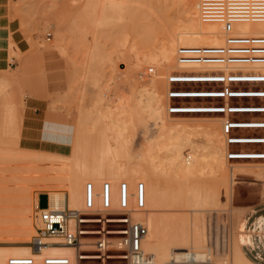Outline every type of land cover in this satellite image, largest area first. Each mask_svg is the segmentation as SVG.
<instances>
[{
    "label": "rangeland",
    "instance_id": "obj_1",
    "mask_svg": "<svg viewBox=\"0 0 264 264\" xmlns=\"http://www.w3.org/2000/svg\"><path fill=\"white\" fill-rule=\"evenodd\" d=\"M124 1L127 10L124 9L116 14H113L114 11H110L107 15L110 18L104 19L102 17L103 0H27V2L10 0L11 19L19 21L20 29L29 42V49L22 52L9 36L11 68L0 69V247L2 248L32 251L30 245L37 234L31 237L22 232L21 223H17L21 216L16 208V202H20V199H22L21 201L25 200L24 198L30 195V191L28 192L29 189L31 190L30 187H35L32 189L34 197L32 207L33 221L37 231L35 222L37 195L39 197L43 193L40 203L42 208L48 205L49 200V195L35 186L38 180H32L29 175L36 174L34 169H38L41 164L42 167L46 166L50 161L46 160L47 163H45L43 160V163L41 160L39 165L37 162H33L29 159V155L33 151L34 156L37 155L40 149L33 145H24L22 140L23 120L29 112L27 100L32 98L26 92L25 80L28 74L41 72L39 66L42 67L45 72H41L42 76L34 77L32 84L36 85V82L42 84V81L45 82L48 77L49 88L47 92H41L40 96L46 97L49 102L48 108L60 113L66 121L61 125L49 122V127H42L43 129L39 130L44 135L43 150L41 149L43 152L49 154L53 152L52 155L58 154L57 156H71L78 140L76 134L79 132L78 138L82 141L84 151L89 154L90 163L94 161L100 163L104 160L107 166H117L119 161L128 168L129 157L140 152L143 146L155 136L157 129L154 122L148 123V131L145 130L144 125L136 123V132L130 140L128 157L116 159L112 148L116 141V133H106V127L111 122L103 121L95 113L94 103L98 90L107 93L105 100L113 98L116 93L117 96L124 94L130 98L138 93L139 85L135 79L144 80V77L141 79L139 75L135 76L137 58L136 51L132 49L133 44H138L137 47H141L142 50L148 49L152 44L153 46L156 44L153 35L163 38L169 32L164 27L158 28V32L155 31L149 35L150 37L146 34L145 28L149 22L146 17L151 19L154 17V11H157L158 15L162 12L161 8H158L157 0H151V2L149 0ZM149 4L152 6L150 7ZM168 5L163 10L165 17L162 13L160 14L161 17H164L161 21L164 26H167L166 24L170 21V11L180 8L178 3ZM149 10L153 11L152 14L149 13ZM119 13L121 14L118 16ZM111 17L113 18L111 19ZM100 19L104 20L102 24L99 23ZM145 35L148 36V42H145L147 39L144 37ZM126 39H128L127 42H125ZM142 40L144 41L142 42ZM142 45L148 46L142 47ZM11 48L15 52L12 53ZM25 68L26 70H24ZM151 68H155L154 73L157 72L156 66L149 64L146 66L147 74H151ZM20 70L25 71L24 75H20L21 79L13 78L12 74L14 75L18 71L20 73ZM145 78L147 77L145 76ZM173 87L179 90H208L219 86L183 83L175 84ZM238 88H264V84H242ZM117 96L114 97V100ZM172 102L179 105L223 103L222 100L215 99H173ZM230 103L264 105V99L234 98ZM95 116L98 117L97 120H95ZM219 116L222 114L179 115L181 118L221 119L223 122L222 117ZM231 118L264 121V114H233ZM95 121L96 123H94ZM88 125H91L92 128L95 127L92 131H96L89 130L91 126ZM233 133L264 135V129H239L234 130ZM87 142L89 145L86 144ZM85 144L87 149L84 147ZM207 147L208 144L202 140L183 138L181 141V148L185 154H188L192 148L202 150ZM230 150H264V144L232 145ZM17 155L20 159L27 158L28 161L18 159ZM93 158L96 160H92ZM229 163V165L242 166L237 170L233 179L229 169L227 175L224 173L226 176H222V173L221 176L219 174V177L218 174L215 175L211 170H207L190 181H180V184L166 176H159L156 182L152 179L153 185L150 182L147 187L150 195L152 194L151 188L153 189L154 186L157 192L155 191L151 197L158 203L168 205L166 212L168 215L173 213L169 211L170 205L179 203L178 205L185 206L184 209L187 210L189 216L199 217L202 234L208 242L207 246L213 247L217 251L215 260L218 264H223L225 259L231 264L235 256L234 253L236 254V246L239 243L242 245V242L245 241L244 237L240 235L245 222L247 232H253L254 236L252 237L257 245L262 243L261 238H263L261 227L264 225V219L260 215H264V209H259L264 207V160H229ZM62 164L66 163L62 162ZM33 167L35 168L33 169ZM20 177L27 178V180H20ZM87 182H91V180H87ZM26 189H28L27 192ZM76 210H84V206ZM244 211L248 212L243 214ZM244 248L253 257L249 252L250 248L247 246ZM92 261L91 264L99 263L97 260ZM109 264H125V262L112 260Z\"/></svg>",
    "mask_w": 264,
    "mask_h": 264
},
{
    "label": "bare ground",
    "instance_id": "obj_2",
    "mask_svg": "<svg viewBox=\"0 0 264 264\" xmlns=\"http://www.w3.org/2000/svg\"><path fill=\"white\" fill-rule=\"evenodd\" d=\"M21 1L27 2V0ZM149 1L151 2V0ZM157 3L159 5L158 8H161L162 10V14L163 10L166 9V6L169 3L170 6L178 3L180 8L178 7L179 9L175 8L176 10L170 11V21L166 24L167 26H164L161 23V21H163L162 18L164 19L165 17L164 14V17H161V13L158 15L157 11H154L155 14L153 13V18L148 19V17H146L147 20H149L145 28L148 36L155 33L158 28L165 27V29L167 28L169 32H167V36L163 38L153 35L155 37L154 41H156V44L154 43V46L152 44L151 48L142 50L140 49L141 47H137L138 44H133L132 49L136 51L137 58L135 76L138 77L137 75H139L141 79L144 77V80L135 79V82L139 85L138 93L131 98L125 96L124 94L117 96L116 93L114 94L117 96L115 100V96L111 98L112 100H105L107 93L105 94L103 90H98L94 103L96 115L99 118H102L103 121L108 120L111 122V124L106 127L107 132L106 129L105 132H109L108 134L116 133V141L112 146L116 159L128 157L127 155L130 153V140L134 137L136 132V123L139 122L144 125L145 130L148 131V123L154 122L157 129L155 136L151 138L150 142L143 146V149L140 150V152L129 157L130 165L128 168L119 161L118 164L116 163L117 166H107L104 160L100 163L98 161L90 163L89 154L84 151L82 141L78 138V130V133L76 132L78 140L75 143L74 151H72L73 154L69 157L60 155L57 156L58 154L52 155L53 152L51 154L43 152L42 148V150H39L38 154L36 153L38 155H35L36 157L34 156V151L31 152L29 159L33 162H37L38 165L41 163V160L42 162L45 160V163L50 161L49 164H45L46 166L43 167L41 166L42 164L40 165L41 167L37 165L39 167L38 169H34L35 167H33V169L36 170V174L29 175V178L32 177V180H38V183L36 182L37 185L35 186L49 195V206L51 209L69 208L76 210L81 206H85L84 186L86 187V184L88 183L87 180H91V182L95 184L99 193L105 180L111 182L113 186V206L117 207L119 193L118 188L121 180L128 182L130 184L131 192H135L138 182L143 181L148 187L150 182L152 184V179L156 182V179L159 178V176H166L170 180L178 181L180 184V181H190L193 177L201 175L207 172V170H211L215 173V175L218 174L219 177V174L221 176L223 173L222 176H224L229 169L231 171V178L233 179L236 172H238L237 170L242 167L229 165V145L223 126L226 119L225 117L219 116L222 117L223 122L219 118V120H212L210 118H181L179 115L199 113L172 114L169 109V80L171 73L191 69L214 70L219 68H223L228 71L232 68L231 66L216 65H182L178 61V49L181 47H221L226 44V39L230 33L224 29L222 24L205 22L202 19L200 12V0H157ZM103 4L102 17L104 19L110 18L107 16L110 11H114L113 14H116L117 12H122L125 8H127L124 0H103ZM43 5L44 4L42 3V6ZM151 6L152 4L150 7ZM150 12L152 14L153 11L149 10V13ZM120 14L121 13H119L118 16ZM113 17H111V19ZM103 21L100 19L99 23L102 24ZM231 34L264 35V22L237 23L233 26ZM147 35L144 36L147 37L146 40L144 39L145 42H148L147 40H149ZM127 40L128 39H126L125 42H127ZM144 40H142V42ZM143 46L144 45H142V47ZM11 52L13 53L15 51L11 48ZM149 64L156 66V73H154L155 68H152L153 72H150L151 74L146 73V66ZM245 69L264 72V66L262 65L246 67ZM18 72H15L14 75L12 74V77L15 79H21L22 74L21 72ZM145 76L147 78H145ZM22 108L23 111H25L24 107ZM97 118L95 116V120H97ZM86 122L88 124V121ZM94 123H96V121ZM220 124L222 125L221 127ZM83 125H85V123ZM242 126L261 127L263 125L246 124ZM93 128L95 129V127ZM93 128L92 126L91 129L87 127V129L91 131ZM183 138L202 140L208 144V147L202 150L192 148L188 154H185L182 150L183 148H181V141ZM86 144L89 145L88 142ZM86 144L84 145L85 149H87ZM95 155H97L98 160L97 152ZM95 158L92 160H96ZM18 159L20 158L18 157ZM25 159L27 160V158ZM25 159L24 161H26ZM102 159L104 158L102 157ZM62 162L66 164L64 165ZM24 177H20V180L24 179ZM25 179L27 180V178ZM21 183L22 182L20 181V184ZM155 186L157 189V184ZM30 188L31 190L26 189V192L27 190L28 192L30 191V195L24 198L25 200L23 201H21L22 199L19 200L20 202L17 201L16 208L21 216V219L17 223H21V228L23 229L22 232L26 236L32 237V235L38 234V227L41 226L40 218L38 216L39 207L41 206L40 202L38 203L37 195L35 213V222L37 224L36 231L33 221L32 207L34 200L32 189L35 187L33 186V188ZM153 189L151 188L152 194L156 191ZM152 194L149 195L147 189V205L145 208L141 209L136 206L134 196L131 198L130 206L133 218L141 221L148 229L143 241V249L146 254L153 258V264H165L170 261L185 262L189 260L195 262L210 261L213 264H218L215 260L217 251L213 247L207 246L208 242L204 239L202 234V226L200 224L199 217L192 215L189 216L187 214V210L184 209L185 206L178 205L179 203L177 205H170L169 211L173 213L168 215L166 213L168 211V205L160 202L158 203L151 197ZM100 205V198H98L97 207H100ZM172 207L176 209H172ZM43 241L46 244L57 240L45 238ZM30 246L32 251L9 250L7 248L0 247V264H9L10 257L18 255H33L36 260V264H43L42 261L47 255L61 254L68 255L71 259L74 258V249L70 247L51 246L46 244L42 246L41 252L39 253L34 250L32 245ZM236 247V254L234 253L235 256L233 257L231 264H251L242 253L239 245ZM223 264L229 263L225 259Z\"/></svg>",
    "mask_w": 264,
    "mask_h": 264
},
{
    "label": "built area",
    "instance_id": "obj_3",
    "mask_svg": "<svg viewBox=\"0 0 264 264\" xmlns=\"http://www.w3.org/2000/svg\"><path fill=\"white\" fill-rule=\"evenodd\" d=\"M201 17L205 22L222 24L230 33L226 44L221 47H181L178 61L182 65L231 66L205 70H186L170 74V113L222 114L229 145L230 160H264V150H230L232 145L264 144V135H242L234 130L245 128L264 129V121L234 120L233 114H264V105H236L231 99H264V88L242 89V84H264V72L248 70L246 67L264 66V35L231 34L237 23L264 22V0H200ZM150 72H153L151 68ZM183 83L214 84L219 87L208 90H179L173 85ZM173 99H215L223 103L188 105L174 104ZM246 124L263 125L245 127ZM247 156V157H244ZM118 206H113V186L109 181L102 184L100 193L93 182L85 187L84 210L51 209L48 205L39 207L41 226L34 237L32 246L41 252L43 245L65 246L74 249V258L68 255H47L43 264H109L112 260H122L125 264H153V258L143 249V241L148 232L141 221L132 216L130 206L134 196L138 208L147 205V186L140 181L135 192L130 184L122 181L118 188ZM100 198V207H97ZM41 206V205H40ZM57 241L45 244L43 239ZM9 264H36L33 255L10 257ZM165 264H213L210 261L195 262L170 261Z\"/></svg>",
    "mask_w": 264,
    "mask_h": 264
},
{
    "label": "crops",
    "instance_id": "obj_4",
    "mask_svg": "<svg viewBox=\"0 0 264 264\" xmlns=\"http://www.w3.org/2000/svg\"><path fill=\"white\" fill-rule=\"evenodd\" d=\"M12 9L10 7V0H0V69L8 70L10 66V49H9V36L17 44L22 52H25L29 49V42L24 36L23 32L20 29V23L16 19H11ZM41 72H45L41 66ZM26 70V68L24 69ZM21 74L24 75L25 71H21ZM31 73L26 76V92L29 93V96L32 98L27 100V108L29 112L26 114L23 120V135L22 140L24 145H33L37 149H41L43 145V137L41 131L44 127H49L50 123L61 125L66 123L62 118V115L58 112H54L48 108V100L46 97H41V92H47L49 88L48 77H46L45 82L42 80L32 84L33 78L36 76H42V73ZM51 80V78H49ZM46 83V84H45ZM39 86V87H38ZM29 97V98H30ZM42 103H40V101ZM43 127V128H42ZM43 193L38 197V203H41ZM264 209L261 208L259 210ZM258 211V210H257ZM255 211V212H257ZM248 211H244L243 214H246ZM261 218L264 219V215ZM264 225L261 227L263 232V238L258 245L254 242L252 233L247 232L246 222L243 227L242 235L245 239L242 242V245L239 243V247L244 254V256L250 261L251 264H264ZM263 239V240H262ZM249 247V252L253 255L250 256L244 247Z\"/></svg>",
    "mask_w": 264,
    "mask_h": 264
}]
</instances>
